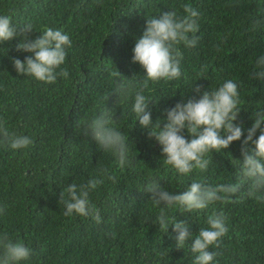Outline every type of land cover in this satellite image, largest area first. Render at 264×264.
<instances>
[{"label": "trees", "instance_id": "1", "mask_svg": "<svg viewBox=\"0 0 264 264\" xmlns=\"http://www.w3.org/2000/svg\"><path fill=\"white\" fill-rule=\"evenodd\" d=\"M185 4L199 13V30L188 34L198 39L195 46L176 45L182 53L180 78L148 81L143 89L154 101L152 119L159 124L165 108L198 99L202 92H195L196 85L217 90L232 80L241 100L234 123L242 125L246 136L255 114L264 112V80L254 77L256 60L264 56V0H0V15L9 16L13 27L32 24L30 39L51 28L71 40L60 66L68 78L57 76L54 83L17 74L13 58L33 55L17 51L21 37L0 42V122L10 134L33 140L22 149L0 144V236L7 233L13 243L31 250L28 259L16 264H195L192 239L208 227L209 216L221 213L228 232L219 247L210 246L218 253L211 264H264V202L247 195L251 181L240 174L241 141L209 153L206 170L180 174L164 162L159 143L139 125L132 110L134 93L115 94L122 80L139 90L146 79L145 70L132 61L146 20L166 11L183 18ZM113 108L111 126L125 135L129 148L124 168L113 153L84 135L101 112ZM184 134L190 138L186 129ZM101 169L115 175L116 182L102 176ZM92 178L104 179L89 193L100 222L65 216L60 192ZM193 181L242 186L229 202L216 201L192 213H180L178 206L167 210L170 221H183L192 232L181 249L175 246L173 227L164 232L155 223L163 206H154L147 190L156 182L180 194Z\"/></svg>", "mask_w": 264, "mask_h": 264}, {"label": "clouds", "instance_id": "2", "mask_svg": "<svg viewBox=\"0 0 264 264\" xmlns=\"http://www.w3.org/2000/svg\"><path fill=\"white\" fill-rule=\"evenodd\" d=\"M183 8L187 13L183 18L178 17L175 11H166L158 17L146 20L145 30L136 40L132 56V61L138 62L145 70L146 79L139 86V90L132 81L122 80L118 83L115 94L127 97L134 93L132 110L139 125L147 130L150 138L154 137L159 143L164 162L180 174H189L193 169L206 170L210 163L206 158L209 153L221 152L229 148L232 142L240 140L243 157L240 174L251 181L247 195L264 202V195H261L264 193V112L255 114L254 122L246 130L245 136L242 125L234 123L241 112L237 83L228 80L217 90L203 91L202 86L196 85L195 92H202L198 99L190 98L186 102L182 100L173 107L165 108V115L159 124H155L152 119L151 104L154 101H150L143 94V89L148 87V81H171L180 78L182 53L176 45L183 42L186 46H195L198 39L195 36L190 39L188 34L199 30L196 19L199 13L191 4H185ZM32 30L30 22L17 29L11 25L9 16L0 15V42L19 36L21 39L16 44L17 51L33 53L23 61L13 58L17 74H26L46 83H54L57 76L67 79V69L60 66L66 59L65 48L71 47L69 36L60 30L47 28L35 39H30ZM256 67L259 71L254 73V77L264 80V56L256 60ZM58 68L59 72L56 71ZM116 75L121 73L118 71ZM114 115V108L101 112L89 124L84 135H90L100 149L113 153L119 167L124 168L129 163V148L125 135L111 126L115 121ZM185 129L190 138H186ZM257 130L260 134L258 138H254ZM0 144H6L12 149H22L32 145L33 140L26 135L10 134L3 122H0ZM100 172L108 180L116 182L115 175L107 169H101ZM103 183L104 179L92 178L79 188L75 183L68 185L59 194L58 203H63L65 208L63 214L91 217L99 223V209L90 202L89 193ZM241 186V183H230L212 187L193 181L186 191L177 194L168 191L160 183L153 182L147 191L151 193L154 206H163L155 223L164 232L171 225L173 231L178 233L175 246L182 249L185 242L192 237V232L185 222L177 219L175 222L170 221L167 210L178 206L180 213H192L194 210L206 209L216 201L229 202L240 192ZM3 211L0 208V213ZM207 224L208 227L201 228L191 241V251L197 253L195 264H211L218 253L210 251V246L219 247L222 237L228 232L222 213L209 216ZM0 248H3L0 264H16L28 259L31 254V250L23 243L9 240L7 233L0 236Z\"/></svg>", "mask_w": 264, "mask_h": 264}]
</instances>
